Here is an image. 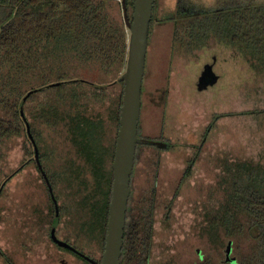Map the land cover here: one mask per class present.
I'll use <instances>...</instances> for the list:
<instances>
[{
    "label": "trees",
    "instance_id": "trees-1",
    "mask_svg": "<svg viewBox=\"0 0 264 264\" xmlns=\"http://www.w3.org/2000/svg\"><path fill=\"white\" fill-rule=\"evenodd\" d=\"M116 2L118 0H0V199L6 184L30 162L38 169L34 148L30 145L31 151L27 150L30 158L6 177L1 175L2 145L22 135L29 141L26 128L29 123L41 164L53 188H57L58 182L62 184L72 203L66 207V212L59 206L60 217L67 215L78 239L64 241L82 253L80 243L94 241L103 254L107 234L112 163L124 96V83L119 77L126 65L128 48V32L115 7ZM188 6L192 15L176 17L174 11L165 19L173 21V50L180 49L182 55L188 56L205 47L223 46L244 60L256 78L264 74V0H216L209 8L196 3ZM127 7L132 20L134 0H127ZM155 11L156 2L153 16ZM80 70L95 75L85 76L89 72ZM108 76L120 87L114 99L109 97L106 87L98 83V78ZM40 94L44 98L38 100ZM34 100L36 105L32 110L28 104ZM98 106L107 111V120ZM242 114L264 119V109ZM105 122L112 126L115 134L109 144ZM215 126L214 119L205 129L203 139ZM41 127L60 135L72 147L75 159H65L62 163L58 159L61 155L52 148L44 153ZM138 137L142 138L140 131ZM155 140L166 141L164 136ZM142 146L136 148L134 169ZM198 154L190 161V166ZM47 163L57 169L51 170ZM221 169L219 180L208 190L214 203L203 208L188 264H264V157L259 161L223 158ZM189 171L188 168L182 183ZM40 178L50 202L51 231L54 204L41 173ZM132 180L133 175L120 263L152 264L156 185L132 206ZM56 199L59 201V197ZM73 206L85 213L80 225L74 223L76 219L69 209ZM171 218L172 204L168 203L165 219L170 223ZM180 256L175 253L164 264H182ZM101 259L102 255L96 261L101 262ZM0 260L4 264H16L1 247Z\"/></svg>",
    "mask_w": 264,
    "mask_h": 264
},
{
    "label": "rangeland",
    "instance_id": "rangeland-1",
    "mask_svg": "<svg viewBox=\"0 0 264 264\" xmlns=\"http://www.w3.org/2000/svg\"><path fill=\"white\" fill-rule=\"evenodd\" d=\"M173 1L156 0L139 126L142 138L158 141L155 139L164 136L166 141L161 142L167 143L169 148L142 146L132 180V206L147 196L152 185H156V238L152 264L167 263L175 253L181 254L179 261L182 264H188L192 259L195 228L202 219L203 208L214 203L208 190L219 180L223 158L259 161L264 157V119L242 114L264 109V74L256 78L244 60L223 46L215 45L206 52L198 51L188 56L182 55L180 49L173 50V21H165L167 14L176 11ZM121 2L118 0L115 7L123 19ZM180 2L186 7L189 3L205 8L216 4V0ZM214 60L212 68L218 82L209 90H204L205 84L198 79L201 71L204 72L203 66ZM85 72L90 74L85 76L95 75L88 70ZM93 79L96 80L95 77ZM98 79V83L106 87L109 97L114 99L120 87L113 84L109 76ZM198 87L202 90L198 91ZM43 98L44 95L40 94L38 100ZM35 105V100L28 104L32 110ZM97 109H101L107 120V111L99 106ZM214 119L215 128L209 129L206 133L208 137L203 139L205 129ZM28 120L31 122V114ZM105 124L109 144L115 134L112 126L108 122ZM41 130L44 153L52 148L61 155L58 159L62 163L65 159H75L72 147L60 135L42 127ZM30 145L25 135L4 142L1 163L3 178L30 158L27 154V150L31 151ZM196 153H199L197 159L190 166ZM47 164L51 170L57 169ZM188 168L189 176L182 183ZM53 190L55 197H59V206H63L66 212V207L72 206L67 196L68 190L59 182ZM168 203L172 204L170 223L165 219ZM49 208L50 202L40 172L30 162L6 184L0 199L1 249L16 264H85L51 242ZM69 209L76 219L75 225H80L85 213L74 206ZM74 229L67 215L60 217L57 237L76 242L78 238ZM83 238L85 240V236ZM80 246L84 254H90L94 260L102 255L94 241L81 242ZM0 264L4 263L0 260Z\"/></svg>",
    "mask_w": 264,
    "mask_h": 264
},
{
    "label": "water",
    "instance_id": "water-1",
    "mask_svg": "<svg viewBox=\"0 0 264 264\" xmlns=\"http://www.w3.org/2000/svg\"><path fill=\"white\" fill-rule=\"evenodd\" d=\"M121 3L123 19L128 32V48L126 65L119 77V81L124 83V96L119 121L120 128L117 133L115 155L112 163V197L109 205L107 234L101 262L92 259L57 237L56 233L60 222L59 204L51 181L41 164L39 149L31 134L29 123H26L28 137L34 148L37 167L43 176L54 204L55 219L50 232L51 240L59 247L71 251L90 264H121L120 258L122 255L128 202L131 196L130 183L134 172L137 146L151 145L162 149L169 148L167 143L138 137L142 111V87L155 0H134L132 20L129 16L127 0H122ZM27 98L28 95L22 102V108ZM22 115H24L23 111Z\"/></svg>",
    "mask_w": 264,
    "mask_h": 264
},
{
    "label": "flooded vegetation",
    "instance_id": "flooded-vegetation-1",
    "mask_svg": "<svg viewBox=\"0 0 264 264\" xmlns=\"http://www.w3.org/2000/svg\"><path fill=\"white\" fill-rule=\"evenodd\" d=\"M156 2V0H155ZM173 4L176 6V11H175V16H180V15H190V8L189 6L186 7L185 5L183 6V4H181V2H179V0L176 2L175 0L173 1ZM155 5V4H154ZM174 14V13H172ZM180 14V15H179ZM192 15V14H191ZM151 34V33H150ZM149 40H150V36H149ZM149 48V47H148ZM210 50L211 48L209 47H205L201 50L202 51H207ZM198 51H194L193 53H197ZM215 56V55H214ZM216 59V56L214 57ZM214 63H215V60L212 61L211 63H206L204 66H203V69H204V72L203 70L201 71V74H200V77L198 80H200V83H203L205 85L204 86V90H209L210 88L214 87L216 84H217V76L213 73V66H214ZM143 86H144V81H143ZM202 89H200L198 87V91H201ZM203 90V91H204ZM142 104H143V87H142ZM139 126H140V123H139ZM206 139V138H205Z\"/></svg>",
    "mask_w": 264,
    "mask_h": 264
}]
</instances>
